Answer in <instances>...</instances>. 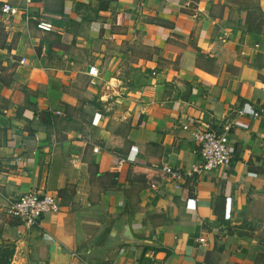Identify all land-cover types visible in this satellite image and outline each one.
<instances>
[{"label": "crops", "instance_id": "0c3cea01", "mask_svg": "<svg viewBox=\"0 0 264 264\" xmlns=\"http://www.w3.org/2000/svg\"><path fill=\"white\" fill-rule=\"evenodd\" d=\"M26 6L0 13L11 264H264V118L233 113L264 94V0ZM209 125L226 132L228 166L171 181L161 166L198 162L193 132ZM27 191L57 204L29 228L5 213Z\"/></svg>", "mask_w": 264, "mask_h": 264}, {"label": "built area", "instance_id": "2783aa9c", "mask_svg": "<svg viewBox=\"0 0 264 264\" xmlns=\"http://www.w3.org/2000/svg\"><path fill=\"white\" fill-rule=\"evenodd\" d=\"M19 1L23 4L21 7L4 2L0 5V13L9 16L22 13L24 17H27L28 13L26 5L28 4V0ZM87 69L86 75L89 78L95 76V67L90 66L87 67ZM91 82L92 81L89 80V84ZM53 113L60 115V111L58 110H55ZM233 113L237 117L243 116L252 120L259 117L264 118V94L257 108H253L252 105L246 102L235 108ZM230 122V125L247 128L246 123L239 122L235 119H232ZM186 126L187 124L184 123L182 128H186ZM193 138L197 146L200 160L182 169H174L168 165L161 166L162 171L171 181L177 182L184 178L194 177L205 171L228 166L227 164L231 153H233V148L228 141L225 130H219L209 125L204 129L195 130L193 132ZM93 150H96V148H93ZM248 175L254 176L251 172H248ZM56 209L57 204L52 194L49 195L37 191H27L8 202L5 207V213L19 219L20 223L29 228L38 224L42 214L52 213L51 211H55ZM224 216L225 218H229V212L227 211ZM196 240L197 242H203L202 237H199Z\"/></svg>", "mask_w": 264, "mask_h": 264}, {"label": "trees", "instance_id": "16d2710c", "mask_svg": "<svg viewBox=\"0 0 264 264\" xmlns=\"http://www.w3.org/2000/svg\"><path fill=\"white\" fill-rule=\"evenodd\" d=\"M11 253H12L11 245L0 246V264H11V256H12Z\"/></svg>", "mask_w": 264, "mask_h": 264}, {"label": "water", "instance_id": "95a60500", "mask_svg": "<svg viewBox=\"0 0 264 264\" xmlns=\"http://www.w3.org/2000/svg\"><path fill=\"white\" fill-rule=\"evenodd\" d=\"M125 237H126L125 238L126 242L133 244L132 239H134V238L128 230L125 231Z\"/></svg>", "mask_w": 264, "mask_h": 264}]
</instances>
